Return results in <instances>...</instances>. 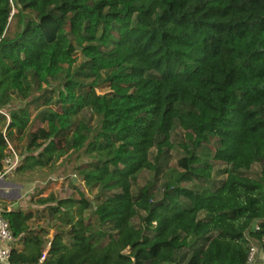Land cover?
<instances>
[{"label":"trees","instance_id":"1","mask_svg":"<svg viewBox=\"0 0 264 264\" xmlns=\"http://www.w3.org/2000/svg\"><path fill=\"white\" fill-rule=\"evenodd\" d=\"M0 111V173L26 141L17 173L67 162L94 194L40 196L47 228L0 210L10 264H247L264 246V0H0ZM177 127L194 148L160 198L135 192ZM211 141L219 182L197 153Z\"/></svg>","mask_w":264,"mask_h":264},{"label":"rangeland","instance_id":"2","mask_svg":"<svg viewBox=\"0 0 264 264\" xmlns=\"http://www.w3.org/2000/svg\"><path fill=\"white\" fill-rule=\"evenodd\" d=\"M77 63L71 69V72L74 73L79 69V67L84 62L82 54L78 52L76 54ZM55 85H52L51 89H54ZM109 90L106 86L96 90L94 99L100 95L107 94ZM25 103L21 101H15L11 104L10 107L5 109L6 114L10 115V112L16 111L21 107H24ZM1 112V111H0ZM32 122L33 126L31 130L38 129L42 127V124L35 120L37 112L34 108L31 109ZM171 143L173 149L164 157L158 158L157 151L153 150L151 154V160L158 158L155 162V165H160L159 172H142L139 176L137 185L134 188V191L137 192L138 189L149 187L152 189L153 193L157 198L162 196V187L165 183V178L167 173L172 169L176 168L177 163L184 158L187 153L185 149H193V144L187 139L186 133L180 128H176L171 135ZM26 141L16 142L17 150H12V154L8 157L7 160H10L14 164V170L8 175L0 178V200L3 201L0 203V210H22V211H31L34 213L35 218L31 222V225L35 228H47L51 225V222L46 218L47 214L43 213V208L37 206L35 203L40 198V196L47 197L49 195H55L58 198H78V195L71 188V182L76 178L72 171V165L67 162H62L57 168L48 173V171H40L34 174L21 175L16 172L18 165L21 163V154L24 150ZM13 147V146H12ZM218 148L216 141H211V143L203 148L199 149L197 153L204 157V162L213 166L214 168V179L216 182L222 181L226 178L224 172L227 167L218 165L212 159L216 149ZM206 157V158H205ZM4 168L7 166L4 164ZM242 174L245 177L251 179L260 180L262 178V168L260 165H255L249 171H243ZM13 185L12 189H9L8 185ZM76 186L80 191L84 192L89 200L94 199V194L88 192L84 184L80 181L76 183ZM183 187L194 188L191 183H183ZM18 194L21 195V199L18 198ZM135 225H139L140 221L138 219L134 220ZM55 235V231H50V238L52 239ZM256 248L257 251V261L261 264H264V246L252 245Z\"/></svg>","mask_w":264,"mask_h":264},{"label":"built area","instance_id":"3","mask_svg":"<svg viewBox=\"0 0 264 264\" xmlns=\"http://www.w3.org/2000/svg\"><path fill=\"white\" fill-rule=\"evenodd\" d=\"M11 5L14 7L15 0H9ZM16 13L14 10L12 13V16ZM0 114H3L0 112ZM6 116V115H5ZM7 120H9V117L6 116ZM5 165L7 168H4L3 172L0 173V178H3L4 176L8 175L14 170V164L10 160L5 161ZM259 230V228H256ZM15 248V239L14 235L10 229L9 223L2 217L1 211H0V264H10V258L12 255V252ZM257 257V251L256 248L252 247L251 253L249 255L248 263L247 264H261ZM45 257L43 258V260Z\"/></svg>","mask_w":264,"mask_h":264},{"label":"water","instance_id":"4","mask_svg":"<svg viewBox=\"0 0 264 264\" xmlns=\"http://www.w3.org/2000/svg\"><path fill=\"white\" fill-rule=\"evenodd\" d=\"M77 182H78L77 178L73 179V184L74 185H76ZM8 187H9V189H12L14 186L11 184V185H8ZM17 199L18 200L21 199V195L20 194H18V198Z\"/></svg>","mask_w":264,"mask_h":264}]
</instances>
